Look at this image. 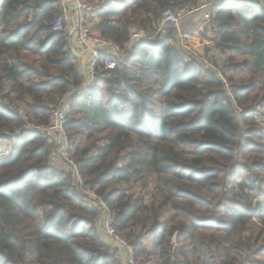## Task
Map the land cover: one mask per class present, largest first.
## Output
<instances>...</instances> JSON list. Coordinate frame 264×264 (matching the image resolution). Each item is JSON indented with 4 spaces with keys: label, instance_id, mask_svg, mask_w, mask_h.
Segmentation results:
<instances>
[{
    "label": "trees",
    "instance_id": "1",
    "mask_svg": "<svg viewBox=\"0 0 264 264\" xmlns=\"http://www.w3.org/2000/svg\"><path fill=\"white\" fill-rule=\"evenodd\" d=\"M205 1L223 68L209 49L212 70L186 58L168 23L165 39L137 41L114 68L100 53L83 86L68 33L54 29L58 0H0V264H121L56 143L15 134L48 126L66 100V154L135 264H264V131L248 116L264 107V0H106L93 29L124 48L167 10Z\"/></svg>",
    "mask_w": 264,
    "mask_h": 264
},
{
    "label": "built area",
    "instance_id": "2",
    "mask_svg": "<svg viewBox=\"0 0 264 264\" xmlns=\"http://www.w3.org/2000/svg\"><path fill=\"white\" fill-rule=\"evenodd\" d=\"M79 3V14L77 15V19H75V24L74 26H71L72 31L76 33V39L79 43V49H80V54H88L92 55L89 60L86 62V64H83L79 66V69L84 76V82L83 86H91L94 84L95 79H96V71H95V66H96V61L100 53L105 54L107 57L105 59H102V63L105 68H114L116 65V59L120 60L125 56L126 49L130 48L133 46L137 41L139 40H145L147 42H156L158 39V34L161 32L162 26L166 23L165 19H163L159 22L158 26L156 29L150 31H146L144 29H138L134 30L130 36L129 41H127L124 44V48H120L117 45L112 44L108 39L101 37L100 35L94 36L88 23L86 22L87 20V15L89 11H93L95 9H99L105 2L106 0L101 1L98 5L94 6L95 8H87L84 6L80 1L77 0ZM66 3L64 2L63 5ZM193 7V8H198ZM193 8L187 10V9H176V10H167L165 14H175L176 12H182V10H186L187 13ZM192 13V11L190 12ZM63 14L64 18L66 17V9H63ZM164 14V15H165ZM163 15V16H164ZM86 16V20H85ZM66 21V20H65ZM211 21V13H206L204 15V19L201 22L200 25V30H204L205 28L208 27L209 22ZM61 27V22L59 23L56 21L54 25V29H60ZM75 36V35H74ZM96 37H100V40H97ZM74 50V48H72ZM75 51V50H74ZM76 57L80 58V56L76 53ZM218 73L220 71L217 70ZM71 103L70 100H66L63 102V105L61 108L55 110L52 115L51 122L48 126H39L34 123H27L22 129L18 130L15 134L17 135H28L33 131H38L43 133L46 136H52L53 134L54 137V142L56 143V147H59L58 151V157L59 155L63 156V160L66 163V166L69 168V170L72 173V179H73V184L76 187V190L78 191L81 199L85 202L88 203H95L102 209V213H104L105 217V225H106V233L109 236V239L112 241H118L121 242L119 245L121 246V250H123V257L120 255L121 261L125 260V264H135L132 260V255H133V246L126 242L125 240L121 239L118 237L114 231L111 228V215L106 208L103 200L95 193V191L88 186L85 185L84 181L82 180V177L79 172V168L77 164L74 162V160L69 157L66 154V149H67V136L64 132L63 125L65 123V113L70 109ZM241 109H238L237 111L239 112ZM53 154V153H52ZM54 156V155H53ZM105 233V235H106ZM117 239V240H116ZM120 251V250H119ZM121 252V251H120ZM124 256H126L124 258Z\"/></svg>",
    "mask_w": 264,
    "mask_h": 264
},
{
    "label": "rangeland",
    "instance_id": "3",
    "mask_svg": "<svg viewBox=\"0 0 264 264\" xmlns=\"http://www.w3.org/2000/svg\"><path fill=\"white\" fill-rule=\"evenodd\" d=\"M78 1H80L84 6H86L87 8H90V10H91L92 8H95L94 6L98 5L103 0H78ZM222 1L223 0H218L217 2H222ZM226 1H227V5H233L234 4V6H235V3H233L232 0H226ZM64 2L66 3L65 5H63ZM58 3L60 5L61 14L56 19V21H58L59 23L61 22L60 29L65 28L66 32L68 33L69 48H70V51L72 52V54L75 57H76V53L80 56V58L76 57L78 59V67H79L83 64H86V62L92 56L91 54L90 55H88V54H82L81 55L79 53L80 49H79V43L76 39L77 36H76V33L73 32L72 28H71V26H74V24H75V19H77V15L80 13L79 9H78L79 3L77 2V0H58ZM236 5H238V4H236ZM64 8L66 9V17L65 18H64V14H63ZM99 9H95L92 12L89 11L88 15H87V20H86V16H85V20L88 23L90 30L93 33H95V34H93L94 36L99 35V33L93 29V23L95 21L94 15L97 11H99ZM187 10H189V9H187ZM191 11H192V13H190ZM191 11H189L187 13L186 10H182V12H176L175 14H173V13L165 14L163 16V19H165L166 23L164 24V26H162L161 32L158 34L157 40L160 41V40L165 39V37L167 36L166 34L168 33L167 28H168V23H169L172 25V27L174 29V37L172 39V42L174 44H177L178 46H180L181 48H183L185 50L186 58L190 57L192 59H195L198 62H200L201 64H203L205 68L212 70L211 62L206 58L207 50L209 49L210 51L209 50L208 51L210 52V54H214V57L212 55V58L216 62V65L218 67H220L221 63L223 62V57L219 54L216 55L217 52L213 49V42L212 41L214 40V38L216 36L215 32L211 29L207 30V28H205L204 30H200V25L204 19V15L206 13H211V11H212V3L205 1V2L201 3L198 8H193V10H191ZM211 19H212V15H211ZM96 39L100 40V37H96ZM72 48H74L75 51ZM220 68H223V67H220ZM224 70L226 71V69H224ZM224 70H221V73H225L228 76L229 74L227 73V71L225 72ZM214 72L216 74H218L217 71H214ZM20 107H22L20 109H21L22 114H24L23 106H20ZM242 111L243 110H240L239 113H241ZM248 116H253L252 117L253 121L256 122L257 125L264 131V107L263 106L261 107L260 105H258L256 107L255 111L250 110L248 112ZM53 136H55V135L53 134L52 136H47V137H49L52 141H54ZM7 142L8 141H6L2 138L0 139V151L5 150V152L0 153L1 158L5 157L7 155V153L9 152V147L7 146L8 145ZM52 153H53L54 157L56 158V160H54V161H57L59 167H61V168L67 167L66 163L62 159L63 156L59 155V157H58V155H57L58 151H57L56 147H54L52 149ZM250 158H252V157H249L247 160H249ZM247 160H245V161H247ZM262 188L264 190V183L262 184ZM98 209H100V217H99L100 221H98V223L101 224V228H102V232H103L102 235L104 236V238L108 239L109 241H112L109 239V236L106 233V225H105V220H104L106 216L104 215V213H102L101 208H98ZM105 233H106V235H105ZM118 243L120 244L121 242H118ZM114 246L117 249H120L118 247V245L114 244ZM123 250H120L121 251V257H123V255H122ZM125 257L126 256H124V258ZM125 260H127V258L122 260L121 264H125Z\"/></svg>",
    "mask_w": 264,
    "mask_h": 264
}]
</instances>
